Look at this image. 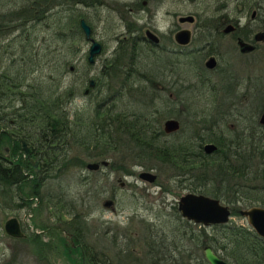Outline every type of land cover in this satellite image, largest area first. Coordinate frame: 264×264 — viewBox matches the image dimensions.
<instances>
[{
    "label": "trees",
    "instance_id": "16d2710c",
    "mask_svg": "<svg viewBox=\"0 0 264 264\" xmlns=\"http://www.w3.org/2000/svg\"><path fill=\"white\" fill-rule=\"evenodd\" d=\"M101 2L0 0V234H4L1 225L6 215L24 208L37 215L47 200L49 208L56 209V213L51 211L56 216L55 225L32 222L34 228L44 230L47 239L33 231L13 238L29 246L38 264H53L50 259L53 254L70 264H208L201 254L204 245H209L228 264H264V239L249 226L231 220L202 226L181 217L175 204L168 211L156 210L150 221L139 219L136 238L129 226L120 232L115 227L103 230V235L111 232L103 239L110 248L117 249V254L115 261L107 252L103 254L105 259L100 260L81 235L86 231L85 220H77L79 210L72 204L67 206L65 194L59 193V189L55 195L40 194L45 181L59 179L75 161L83 168V159L70 156L69 149L76 145L93 161L110 159L104 178L110 171L133 176L134 164L144 170L166 166L172 171L169 178L173 187L216 198L229 207L230 215H238L241 208L235 204L238 200L243 207L257 204L264 207V131L261 129L264 124L256 126L259 139H255L254 145L250 131L256 124L253 127L248 124L245 130L239 128V133L238 130L229 133L231 143L217 142V150L209 155L200 152L201 144L217 139L203 138L211 133L209 128L205 132L202 126L184 122L176 132H163L160 122L163 109L156 106L158 97L153 87L156 70L147 71L138 65L135 50L140 41L137 39L129 40L128 44L120 40L124 45L118 44L113 57L92 76L93 86L89 85L85 70H76L66 55L77 53L76 39L82 36L79 19L88 24L87 17L71 9L64 19L58 13L51 19V9L55 6L70 9L74 5L96 7ZM248 2L251 4L252 0L238 4L245 10ZM37 26H52V34L39 37ZM85 64L91 65L87 60ZM72 69L76 76L63 86L65 73ZM104 77L107 81H102ZM86 80L83 89L93 92L89 106L72 111L68 106L80 95L77 82ZM124 92L132 97L135 109L117 112L114 100H120ZM257 103L264 105L261 99ZM167 111L169 115L179 116L171 107ZM184 113L197 121L205 114L193 108ZM22 143L30 153L24 152ZM117 153L122 161L128 159V163L113 160ZM189 173L197 176L191 182H187ZM99 181L103 180L95 182ZM159 185L168 191L167 186ZM66 233L71 234L74 246L67 242L63 235ZM0 264L27 263L11 256L0 259Z\"/></svg>",
    "mask_w": 264,
    "mask_h": 264
},
{
    "label": "rangeland",
    "instance_id": "374dc122",
    "mask_svg": "<svg viewBox=\"0 0 264 264\" xmlns=\"http://www.w3.org/2000/svg\"><path fill=\"white\" fill-rule=\"evenodd\" d=\"M101 1V4L96 7L74 5L70 9H66L63 6H55L51 9V13H53L50 17L51 19L54 17L55 13H58V15L61 14V18L64 19L65 15L71 9L84 14L85 17H87L88 25L91 28L90 36L101 45L100 52L94 56L93 62L89 63L91 65L87 67L85 63L89 41L85 40L82 35L76 39L75 45H78L77 53L74 56L71 54H67L66 56L72 59V64L73 66L75 65L76 70H85L87 76L86 79L88 80L92 79L94 74L97 75L99 73L100 69L104 67L103 63L105 61L113 57V52L118 44L124 45V40V43H120L122 37L129 38L130 36H135L140 33L143 34V31L147 28L152 30L156 35H163V37L166 38L165 35L168 34L171 24L187 28L193 32L195 24L199 22L211 23L212 18H214V21L217 22V18L219 16L225 15L228 18L239 17V22H241V24L248 23V27L253 31L264 32V0H252L251 4L248 2L247 6L249 7L245 10L240 9V5L238 4L239 1L244 2L245 0ZM252 10L255 16L254 18H249ZM244 11H246V14ZM241 12L244 13V16ZM184 15H191L193 17V21L191 23H179L177 18ZM37 29L40 31L39 37L43 36V38H47L49 33L52 34L51 31H53L52 26L48 28L45 26H37ZM12 34H14V32ZM52 37L56 39L55 34H53ZM217 42L220 43L219 46H217L216 43L212 44L211 41V47L205 46L206 48H211L212 50H220V48L223 49L220 53L218 52V54H221L218 59V69L215 70L210 79L208 78L206 81H203V79L199 77L200 71H197V68L199 67V58L196 56L197 54L195 51L173 54L164 51L159 52L157 48H154L144 42L139 43L135 50L136 58L139 60L138 65L147 68L144 70L153 72L149 69L155 68V64H157L158 72L161 76H163L161 81H159L158 78L154 81V86L158 88V93H155L158 97V99H156V106L162 107L163 109L161 110L163 111V116L160 119L161 126L162 121L166 118L176 117V119L180 122V118L182 121L187 117L186 115H182L184 113L181 110L183 106L180 105L186 99L185 96H192L199 105H204L206 107L211 105L210 108H215L217 111L220 110V117L224 116V114H227L228 112L230 115L228 114L224 117L226 120L225 123H235L234 119H238L236 122V129L233 128V131H237L239 128H241V130H245L247 129L248 124H257L261 114H264V111L258 107L257 103L260 99L261 103H264V79L263 77L258 76L261 73L259 71L264 70V40L258 42L259 50L257 52L246 57L238 56L236 51H233V45L226 39V37H223L222 40H217ZM42 44L44 45L45 42ZM200 45H203L202 41H193L191 39L190 45L187 46V48L196 49ZM116 62L119 63L118 61ZM171 67L173 68V71L170 73L169 70H171ZM104 71L108 72V69ZM112 71L115 72L114 69H112ZM116 73H118V71H116ZM263 73L264 71H262V74ZM42 74L45 73L43 72ZM250 75L251 77H256V80L258 77L259 81L254 84L253 79L250 80L247 78L250 77ZM75 76L76 73H74L73 69L70 72L65 73L62 80L63 86L69 84ZM175 76L180 77L184 83H189L188 86L192 87L187 91L181 92V95L178 97V102L174 104L173 111L174 113L176 112V114L181 115L180 118L179 116L167 114V109H170L168 103V93L172 92L168 86L171 85ZM228 76L230 77V82H232L231 87H234L233 84L235 82L238 83L237 90L235 92L233 91L236 93L235 95L225 94V90L223 89L226 88V86L222 85V81H229ZM217 80H220V86L222 85V89L220 88V90L216 93H212V91H210V87H213V83ZM102 81H107V77H104ZM86 82L87 80L85 82H77L80 95L74 98L70 106H68L70 110H85V108L89 106L88 101L93 96H83L82 94V90L85 88ZM178 84L180 83H177L176 90L181 87V85L178 86ZM163 86L166 90L164 88L163 90L161 89ZM221 91H224V94H222ZM102 95L105 96L104 93H102ZM220 98H223L221 104L228 105V103L232 101L237 104L239 101L241 104H238L241 106L239 108L233 107L232 109L227 108V106L219 107ZM162 100L165 101L164 104ZM250 103L257 105V108L253 110V108L249 105ZM114 105L117 112L120 111L125 113L135 109L132 97L127 95V93L125 94V92L120 100H114ZM234 108L236 109L233 110ZM204 112L205 114L208 113V111ZM71 117V115L68 116V119ZM202 120L204 119L202 118ZM261 129L264 131V127ZM24 147L28 148L25 144ZM69 152L70 156L74 157L76 160L83 159L85 164L89 162L102 161L91 160L92 158L76 145L71 148V151L69 149ZM106 160L108 161L107 163L110 162V159ZM113 160H117L119 162L122 161L120 159V153H117ZM123 161L122 163L124 164L128 163V159H124ZM75 162L76 163L71 164V167L67 171L61 174L59 179H50L45 181L40 189V194L55 195L58 189L59 193L65 194L67 206L72 204L75 209L79 210V219L77 220L81 222L82 220H85L84 229L86 231H83L84 233L82 232L81 235L89 245L93 246L91 251H93V255L97 256L100 260L105 259L103 254L107 252L106 255L112 257L113 261H115L116 259L114 256L117 254V249L113 247L110 248L108 242L103 239L111 232L103 235L101 233L103 230L115 227L117 231L120 232L121 228L129 226L130 231H132L131 234H133V237L136 238L135 235H137L136 232L137 226L139 225V219L144 218L148 221L152 220L156 210L162 209L163 211H168L170 206L174 204L176 206V200L180 195L189 192L188 189L173 187L172 178H169L172 171L170 172L166 166H163L158 170L151 169L150 171L156 175V179L153 183H149L147 181L140 180L137 177V173L144 169L136 164H134L131 168L132 171L135 172L133 176L120 175V172L110 171L109 174H107V177L104 178L105 173H108L105 166H99L97 169L98 171L92 174V171L87 170L85 165L83 168H80L78 166V162ZM98 179L103 181L95 182ZM120 184H122V186H120ZM159 184L167 186L168 191H163V188H161ZM100 185L103 186L100 187ZM54 200L55 199H51V201ZM106 200H110L111 204L104 206L103 203ZM46 201L47 200H45L44 205L42 204L43 209L37 215H32L29 210L24 208L8 214V216L6 215V218L16 217L18 222L20 221V227L24 235L33 231L40 233L43 239H47V236L44 234V230L42 231L32 226L33 221L37 224L44 223L55 225L56 216H53L52 214L56 213V209L49 208L50 203H46ZM220 203L223 204L222 202ZM235 204L241 207L239 209L247 208L241 206V200H238ZM257 206L259 205L257 204ZM51 211L54 213H51ZM229 220L237 224L247 225L245 218L239 214L230 215ZM66 234L63 235L66 237L67 242H70L71 246H74L72 236L70 233ZM29 250V246H25L23 243L16 241L13 237H10L5 233L0 234L1 260L4 257L10 258L13 256L16 260H25L27 264H38L34 256L30 254ZM50 259L53 264H70L62 257L54 254L50 257Z\"/></svg>",
    "mask_w": 264,
    "mask_h": 264
},
{
    "label": "flooded vegetation",
    "instance_id": "af4514ba",
    "mask_svg": "<svg viewBox=\"0 0 264 264\" xmlns=\"http://www.w3.org/2000/svg\"><path fill=\"white\" fill-rule=\"evenodd\" d=\"M251 12H250V15H249L250 17L249 18H254L255 15L251 16ZM244 13L246 14V11H244ZM244 13L241 12V14L243 16H244ZM203 20H206V19H203ZM214 20L215 19L212 18V22L211 23L199 22V23L195 24L193 32L191 30L187 29V28L178 27V26H176L174 24H171V27L168 30V34L165 35L166 38H164L163 35H161V36L156 35L152 30L147 28V29H145L143 31V34L140 33V34H137L135 36H130L129 35L130 36L129 38L122 37V40H124L125 43H128L129 40H131V39H137V40H139L142 43L144 42V43H147V44L153 46L154 48H157L159 50V52L164 51V52H168V53L177 54V53H183V52H187V51H195V53L197 54L196 56L199 58V61H198L199 62V67L197 68V71H200L199 77L201 79H203V81H206L208 78L210 79V77L212 76L213 72L218 69V59L220 58V55H221V54H218V52L220 53L223 50L222 48H220V50L219 49L218 50H212L211 48H209V49L206 48V47H211L212 46L210 44V41H211L212 44L216 43V45L219 46L220 43L217 42V40L219 41V40H222L223 37L224 38L226 37V39L229 40L231 42V44L233 45V47H232L233 51H236L238 56L246 57V56H250L252 53L257 52L259 50L258 49V42L264 40V35H263L262 39H256V37H255L258 32H262L264 34L263 31H253L251 28L248 27V23H242L241 24V22H239V17L238 18H228L225 15H221V16H219L217 18V22L214 21ZM227 22H230V23H227ZM179 23H185V22H179ZM187 23H191V22H187ZM146 30L150 31L151 33L154 34V36H156L157 42H152L151 40H149L145 36V31ZM181 30H187L189 32L188 33V41L186 43H183V44L178 43L177 40L175 39V34L178 31H181ZM161 38H162V40H161ZM191 39L193 41H202L203 45H200L196 49L187 48V46L190 45ZM238 40L240 42L244 43V45L246 47H250V48L249 49H247V48L245 49V47H243V46L241 47L238 44ZM210 58L213 59V61L210 64H207V62H208V60ZM253 67H254V64H253ZM172 69L173 68L171 67V70H169L170 73L173 71ZM155 70H156V78H158L159 81H161V79H163V76H161V74L158 72V65L157 64H155ZM262 71H264V70L259 71L261 73L258 76L263 77V79H264V73L262 74ZM228 78H229V81H227V82L226 81H222V85L226 86V88H223L225 90V94H231V95L233 94V95H235L236 93H234L233 91L237 90L238 83L235 82L233 84L234 87H231V83L232 82H230V77L229 76H228ZM247 78H249L250 80L253 79V83L254 84H256L255 82L259 81L258 77H257V80H256V77H254V76L251 77V75H250V77H247ZM90 80L93 81V79H89L88 81H90ZM216 82H214L213 85L210 84V85L213 86V87H210V89H211L210 91H212V93H214V92L216 93L218 90H220V88L222 86V85L220 86V80L217 83ZM93 83H92V85H90V84L89 85L93 86ZM158 83H160V82H158ZM177 83H180V84H178V86L181 85V87H180V89L178 88L176 90ZM188 85H189V83H184L183 80L180 77L175 76L174 79L172 80L171 85L168 86L170 91H172L171 93L170 92L168 93V96H169L168 97L169 98V102L168 103H169V105H171L170 107L172 108V110L174 108V104H176V102H178V97H179V95H181L180 93L183 92V91H187L188 89L192 88V87H190ZM164 86L161 88L162 90H163V88L166 90V88ZM153 87L155 89V93H158V88L155 87L154 84H153ZM221 92H222V94H224V91H221ZM90 93L91 92L89 91V89H83V91H82L83 96H89V95L93 96V92L91 94ZM185 98L186 99L183 101L182 104L179 103L181 106H183L182 109L180 108L183 112L185 110H187V109L193 108L195 110L197 109V110H202V111H208V113L202 115V117H200V119H201L200 121H197V118H195V119L190 118L191 116H189L188 114H187L188 117L184 118L182 121H181V118H180L181 115H179L180 122H179V120L176 119V117H172L171 119H175V120L178 121L179 128L177 130H179L180 127L183 124H185L184 122H186V125H188V123L189 124L195 123V125H197V126H202L201 127L202 129L206 128L205 132H207L208 128L211 129V130L208 129V133L210 131H211V133L206 134V137H203V138H208L209 136L213 137V138L214 137L217 138V139L214 140L215 142L206 141L203 144H201V146H200V149H201L200 152L201 153H203L205 155H209L213 151L217 150V145H216L217 142H220V141L228 142V143L232 142V141H230L228 139V136H229L230 132H233V128L236 129L235 127H236V122L238 121V119H234L235 123H225L226 120H225L224 117L229 114L228 112H227V114H224V116L220 117V110H218L219 111L218 112L215 108H210L211 105L209 107H206L204 105H199L193 99L192 96H185ZM191 100H192V102H191ZM222 100H223V98H220L219 107L227 106V108L232 109L233 107H238L239 108L241 106L240 105L241 103L239 101L237 102V104L234 101H232V102H229L228 105H225V104H221ZM188 102H190V104H188ZM238 103H240V104H238ZM249 105H250V107L253 108V110H255V108H257V105H254V103H250ZM108 106H109V108H111V106L109 104H108ZM258 107L261 108V109H264V105L263 104L258 105ZM230 109H229V111H230ZM235 109L236 108H234L233 110H235ZM182 115H186V113H183ZM202 118L204 120H202ZM166 119H168V118H166ZM257 124L259 125V127H262V125L264 123L261 124V123H259V120H258ZM257 124L254 126L255 128L252 131H250V133L253 132L252 134H253V139L254 140L253 139L251 140L252 145L255 144L254 143L255 139L256 140L259 139L256 136V126H257ZM251 126L253 127L252 124H251ZM202 129L201 130L199 129L198 131L202 133L203 132ZM176 131H174V132H176ZM239 132L240 131L238 129L237 133H239ZM244 133H247V132H244ZM240 134H239V136H241ZM244 135H246V134H244ZM203 136H205V135H203ZM241 137H244V136H241ZM239 141H241V140L239 139ZM205 143L213 144L215 146V149L210 151V152H208V153L205 152L203 150V148H202V146ZM21 147H22V145H21ZM25 149L27 151L24 150V152L30 153V150L28 148H25ZM219 155H220V152H219ZM96 170H93V171H96ZM146 171H150V170H146ZM178 175H180V174H178ZM178 177L180 179H182L183 176L180 175ZM187 177H188V181L187 182H191L193 180V178L197 177V176H194L192 173H189L187 175ZM120 186H122V184H120ZM69 237H71V236H69Z\"/></svg>",
    "mask_w": 264,
    "mask_h": 264
},
{
    "label": "water",
    "instance_id": "95a60500",
    "mask_svg": "<svg viewBox=\"0 0 264 264\" xmlns=\"http://www.w3.org/2000/svg\"><path fill=\"white\" fill-rule=\"evenodd\" d=\"M254 15V12H251V16ZM178 22H192L193 17L191 15L179 16L177 18ZM79 27L82 32L83 38L89 41V46L87 49V57L86 60L88 63H92L94 56L97 55L101 46L98 42L92 39L90 26L85 22L83 18L79 19ZM188 31L181 30L175 34V39L178 43L183 44L188 41ZM263 33L258 32L256 34V39H262ZM145 36L151 40L152 42H157L156 36L153 33L146 30ZM238 44L245 49H249L250 47H246L244 43L238 40ZM213 59H209L207 64H210ZM93 81L90 80L89 84L92 85ZM259 123H264V114H261L259 118ZM179 128L178 121L175 119H165L162 122V130L165 133H171L176 131ZM205 152H210L215 149V146L211 143H205L202 146ZM22 149L27 151L24 147V143H22ZM107 164V160H102L100 162H89L85 164V168L87 170H96L99 166H105ZM137 177L140 180L147 181L149 183H153L156 176L151 171L141 170L137 173ZM111 201L106 200L103 205H110ZM176 209L179 212L180 216L185 218L188 221H191L196 224H200L202 226L215 225V224H225L229 220L230 210L227 205L221 204L220 201L216 198L200 194L194 192H186L180 195L176 200ZM238 214L245 218V222L247 226L253 230V232L264 239V207L252 205L247 208L239 209ZM2 229L4 233L13 238H21L24 237V234L20 228V223L18 222L16 217H9L4 220L2 224ZM202 255L204 260L208 264H228L222 258L218 257L216 253L212 250L209 245H204L202 248Z\"/></svg>",
    "mask_w": 264,
    "mask_h": 264
},
{
    "label": "bare ground",
    "instance_id": "6f19581e",
    "mask_svg": "<svg viewBox=\"0 0 264 264\" xmlns=\"http://www.w3.org/2000/svg\"><path fill=\"white\" fill-rule=\"evenodd\" d=\"M20 222V221H19ZM23 226V225H22ZM67 235V234H66ZM70 236V235H69Z\"/></svg>",
    "mask_w": 264,
    "mask_h": 264
}]
</instances>
